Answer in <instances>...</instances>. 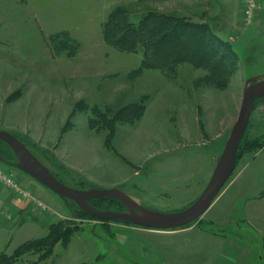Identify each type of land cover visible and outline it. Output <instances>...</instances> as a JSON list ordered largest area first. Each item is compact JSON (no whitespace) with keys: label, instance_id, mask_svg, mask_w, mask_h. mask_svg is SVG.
<instances>
[{"label":"rangeland","instance_id":"1","mask_svg":"<svg viewBox=\"0 0 264 264\" xmlns=\"http://www.w3.org/2000/svg\"><path fill=\"white\" fill-rule=\"evenodd\" d=\"M238 3L0 0V130L26 140L40 161L71 187L122 189L159 212L187 208L211 180L238 119L247 80L264 75V20L243 25ZM241 4L243 9V0ZM154 12L209 22L212 30L226 28L225 22L234 25L231 44L240 62L224 87L208 79L207 69L185 62L171 71L146 69L132 76L142 65L146 46L123 52L106 42V26L111 24L114 36L120 30L129 34L133 23ZM68 36L69 47L61 49L60 41L67 42ZM139 102L145 104L141 119L118 120L123 108ZM254 110L264 115V99L255 102ZM110 123L114 126L108 130L104 125ZM253 129L249 123L243 145L253 139ZM245 162L241 159L238 169ZM0 167L10 170L17 183L21 179L30 193L28 201H21L0 182L10 188L0 186L6 200L0 201V249L12 255L60 222L73 235L43 259L33 252L17 264H208L212 252L204 253L217 246L215 238L203 236L222 228L211 222L213 211L169 231L98 219L22 170L2 162ZM10 201L31 208L30 213L16 215ZM108 202L102 210L124 211ZM245 227L222 230L236 236ZM246 238L251 250L219 264H246L249 254H260L264 261V245Z\"/></svg>","mask_w":264,"mask_h":264},{"label":"trees","instance_id":"2","mask_svg":"<svg viewBox=\"0 0 264 264\" xmlns=\"http://www.w3.org/2000/svg\"><path fill=\"white\" fill-rule=\"evenodd\" d=\"M112 29L113 27L108 23L105 29V40L111 46L129 53L137 52L141 45L147 48L142 65L133 72L132 76H139L146 69L171 71L178 64L185 62L198 68L207 69L210 77L208 79H211L214 85L224 87L223 85L230 80L239 67L237 65H239L240 58L233 50L232 45L221 39L208 23H195L187 17L154 12L144 16L139 23H133L129 34H124L120 30L121 35L118 32L114 36ZM65 38L67 39V37ZM69 39L68 36L67 42H65L66 40L60 41L61 49L69 47ZM69 54H74V52L69 51ZM262 99L264 98L258 99L256 103ZM144 108V102L133 103L123 108L117 118L125 123L139 120L143 116ZM93 124L91 125L94 126ZM113 126L112 124L104 125L108 130ZM16 136L29 146L26 140ZM244 141L245 137H243L239 148L237 163L246 152L264 147L262 138L249 140L246 145H243ZM0 162L7 165L17 162L15 153L3 141H0ZM55 176L61 180L57 175ZM102 200L107 201L102 202ZM110 201L126 210L119 200L110 197L89 200L91 205L99 209H108L102 205L105 202L110 203ZM66 202L81 210L75 202L70 200ZM116 211L122 210L116 209ZM83 212L91 215L84 210ZM72 236V230L65 229L64 224L60 222L46 236L31 239L20 245L12 255L0 254V264H17L22 257L33 252L41 253V259H43L51 254L53 247L58 242L63 239L64 242L69 243Z\"/></svg>","mask_w":264,"mask_h":264},{"label":"water","instance_id":"3","mask_svg":"<svg viewBox=\"0 0 264 264\" xmlns=\"http://www.w3.org/2000/svg\"><path fill=\"white\" fill-rule=\"evenodd\" d=\"M260 98H264V75L247 80L238 119L207 187L193 204L172 213L149 209L122 189H77L71 187L59 180L13 133L0 130V141L5 142L17 157V162H12L11 166L27 173L62 199L75 202L82 210L94 217L103 220L124 221L158 231H169L185 227L200 219L218 197L236 169L241 141L249 126L255 102ZM103 197L119 200L126 210H102L89 202L90 199Z\"/></svg>","mask_w":264,"mask_h":264},{"label":"crops","instance_id":"4","mask_svg":"<svg viewBox=\"0 0 264 264\" xmlns=\"http://www.w3.org/2000/svg\"><path fill=\"white\" fill-rule=\"evenodd\" d=\"M238 17L242 20L241 0H239L238 3L237 18ZM207 23L209 24V22ZM210 26L212 29L214 28L211 24ZM225 27L226 28L224 29H214V32L221 39L231 44L233 40H236V33L233 29L234 25L225 22ZM253 115L254 118L252 119ZM251 119L250 123L254 128L252 131L253 139H264V129H262L264 128V115H261L257 110H254ZM250 154L252 157L247 158L246 155ZM241 159L246 160V162L238 169ZM239 162L236 165L237 171H235L234 176L232 175V179L230 178L231 180L227 182V186L223 188L224 190L220 192V195H218L208 211H213L214 218H212L211 222H216L222 228L231 225L238 226L239 228L246 226L244 228L245 232L243 231L240 235L229 236V234H224L222 228H220V232L203 234V236L209 235L210 239L215 238L218 241L215 248L210 247L207 249L206 254L204 253V255H207L210 251L212 252L209 254L210 262L208 261V264L223 263L228 258L230 260V258H235L237 254L241 255L243 252L251 250L250 248L252 245L246 237L250 236L251 239H256L259 244L264 245V147L255 151L246 152L240 158ZM21 181L22 180L19 179L18 183L24 189ZM0 186L7 188L2 184H0ZM7 189L10 190V188ZM11 191L19 200L28 201L25 198H22L20 194L14 190ZM0 201L5 203L6 200L0 195ZM9 206L13 208V213H17L16 215L18 216H24L27 213H30L29 209H31L15 207L13 206V202L9 203ZM32 218L34 220L37 219L36 216ZM2 245L7 246V240L4 239ZM232 250H236V252ZM2 253L6 252H4L3 249H0V254ZM245 255H247V253H245ZM259 255L249 254L246 264H264L263 257L261 258ZM229 264H234V262L230 261Z\"/></svg>","mask_w":264,"mask_h":264},{"label":"built area","instance_id":"5","mask_svg":"<svg viewBox=\"0 0 264 264\" xmlns=\"http://www.w3.org/2000/svg\"><path fill=\"white\" fill-rule=\"evenodd\" d=\"M260 20H264V0H243L242 21L244 25L250 26ZM0 182H4L5 185L13 188L22 198H30L29 191L23 189L16 182L14 176L10 174V170L5 171L0 167Z\"/></svg>","mask_w":264,"mask_h":264},{"label":"bare ground","instance_id":"6","mask_svg":"<svg viewBox=\"0 0 264 264\" xmlns=\"http://www.w3.org/2000/svg\"><path fill=\"white\" fill-rule=\"evenodd\" d=\"M215 200H216V199H215ZM213 203H214V202H213ZM213 203H212V204H213ZM210 207H211V206H210ZM181 228H182V227H181Z\"/></svg>","mask_w":264,"mask_h":264}]
</instances>
